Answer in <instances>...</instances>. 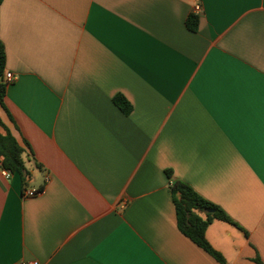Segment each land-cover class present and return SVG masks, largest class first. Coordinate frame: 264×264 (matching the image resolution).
<instances>
[{"label": "crops", "instance_id": "obj_1", "mask_svg": "<svg viewBox=\"0 0 264 264\" xmlns=\"http://www.w3.org/2000/svg\"><path fill=\"white\" fill-rule=\"evenodd\" d=\"M0 41L25 170L0 176V264H220L175 180L236 224L204 232L225 264H264V0H1Z\"/></svg>", "mask_w": 264, "mask_h": 264}, {"label": "trees", "instance_id": "obj_2", "mask_svg": "<svg viewBox=\"0 0 264 264\" xmlns=\"http://www.w3.org/2000/svg\"><path fill=\"white\" fill-rule=\"evenodd\" d=\"M1 1V0H0ZM198 24V16L189 14L185 20V26L189 31L194 32ZM5 51L0 41V105L6 89L4 83ZM113 103L124 113L130 112V104L122 95L113 97ZM22 149L10 134L8 129L0 121V158L1 167L11 173L24 175V164L21 158ZM168 177L170 172L166 171ZM172 196L176 224L179 231L212 256L220 264H225L222 256L216 252L205 239L204 232L213 219L236 225L217 206L202 198L190 186L181 181H172L169 185ZM256 264H263L257 257Z\"/></svg>", "mask_w": 264, "mask_h": 264}, {"label": "built area", "instance_id": "obj_3", "mask_svg": "<svg viewBox=\"0 0 264 264\" xmlns=\"http://www.w3.org/2000/svg\"><path fill=\"white\" fill-rule=\"evenodd\" d=\"M199 12V5L196 4L193 6V14L197 15ZM4 83L6 85H9L10 83H12L14 80H15V76H13V74H11L10 72H4ZM0 176H2L3 178H8L10 176V173L8 170L4 169L1 167V158H0ZM45 180H47V177H45ZM37 189L35 188H24L23 190V195L24 196H34L36 193H37ZM21 264H38L37 262L35 261H24L22 262Z\"/></svg>", "mask_w": 264, "mask_h": 264}]
</instances>
